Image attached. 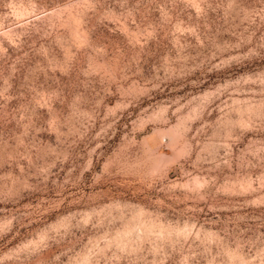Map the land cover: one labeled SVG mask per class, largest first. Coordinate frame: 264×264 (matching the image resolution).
Wrapping results in <instances>:
<instances>
[{
	"label": "rangeland",
	"instance_id": "obj_1",
	"mask_svg": "<svg viewBox=\"0 0 264 264\" xmlns=\"http://www.w3.org/2000/svg\"><path fill=\"white\" fill-rule=\"evenodd\" d=\"M0 264H264V0H0Z\"/></svg>",
	"mask_w": 264,
	"mask_h": 264
}]
</instances>
